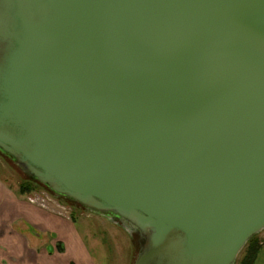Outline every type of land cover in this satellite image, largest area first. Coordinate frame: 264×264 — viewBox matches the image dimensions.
<instances>
[{"label": "water", "instance_id": "1", "mask_svg": "<svg viewBox=\"0 0 264 264\" xmlns=\"http://www.w3.org/2000/svg\"><path fill=\"white\" fill-rule=\"evenodd\" d=\"M0 153L134 264H235L264 230V0H0Z\"/></svg>", "mask_w": 264, "mask_h": 264}, {"label": "crops", "instance_id": "2", "mask_svg": "<svg viewBox=\"0 0 264 264\" xmlns=\"http://www.w3.org/2000/svg\"><path fill=\"white\" fill-rule=\"evenodd\" d=\"M27 199V195L11 187L0 174V264L100 262L95 251L99 242L102 246L105 242L99 231L92 229L93 225L86 222L79 225L67 213L53 206L40 208ZM92 216L90 213L89 217Z\"/></svg>", "mask_w": 264, "mask_h": 264}, {"label": "rangeland", "instance_id": "3", "mask_svg": "<svg viewBox=\"0 0 264 264\" xmlns=\"http://www.w3.org/2000/svg\"><path fill=\"white\" fill-rule=\"evenodd\" d=\"M0 174L3 176V180L17 190H19L21 186H27L30 190L28 194L24 195L28 196L27 201L30 204L45 209L53 206L60 212L67 213L71 216L72 221L77 220L79 225L83 222L93 225L95 228L92 226V229L99 231L104 237L105 242L104 246L99 242V249L95 251V256H100L101 258V260H99L100 262H97L98 264H134L137 256V243L134 236L128 235L119 224L117 226L111 225L106 219L94 214H92L93 216L90 218L89 211L72 201L55 196L42 185L32 181L1 153ZM104 228L110 229V234L105 231ZM110 235L114 237L111 239ZM255 238L260 245V251L255 264H264V230L257 234ZM245 248L237 257L235 264H240L241 260L245 257Z\"/></svg>", "mask_w": 264, "mask_h": 264}, {"label": "trees", "instance_id": "4", "mask_svg": "<svg viewBox=\"0 0 264 264\" xmlns=\"http://www.w3.org/2000/svg\"><path fill=\"white\" fill-rule=\"evenodd\" d=\"M29 188L21 186L19 192L21 194H28ZM137 248V247H136ZM260 251V245L257 243L256 238H252L246 248H245V257L241 260L240 264H255L258 253Z\"/></svg>", "mask_w": 264, "mask_h": 264}]
</instances>
